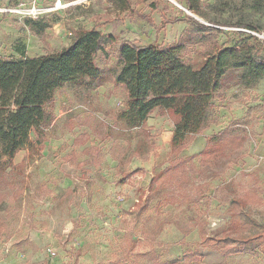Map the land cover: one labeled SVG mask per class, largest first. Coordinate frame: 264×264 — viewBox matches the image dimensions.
<instances>
[{"label": "rangeland", "instance_id": "obj_1", "mask_svg": "<svg viewBox=\"0 0 264 264\" xmlns=\"http://www.w3.org/2000/svg\"><path fill=\"white\" fill-rule=\"evenodd\" d=\"M126 1L121 10L114 0H0L3 58L57 51L78 29L115 37L98 54L93 89L57 90L42 145L6 161L0 264H264V243L227 255L215 242L230 226L235 197L251 196L248 212L264 226V78L246 87L241 71L230 70L209 125L176 149L177 118L155 110L142 127L129 128L120 117L128 93L115 82L126 41L180 44L194 66L217 47L249 41L259 48L264 3L202 0L196 14L182 0H173L182 7ZM28 19L48 25L43 37ZM236 23L261 31L225 26Z\"/></svg>", "mask_w": 264, "mask_h": 264}, {"label": "trees", "instance_id": "obj_2", "mask_svg": "<svg viewBox=\"0 0 264 264\" xmlns=\"http://www.w3.org/2000/svg\"><path fill=\"white\" fill-rule=\"evenodd\" d=\"M187 9L201 14L202 0H182ZM257 4L264 0H254ZM127 9L126 0H114ZM192 20L194 18L190 17ZM29 29L43 37L47 24L27 20ZM240 28L260 32L258 26L236 23ZM247 39L258 41L256 35ZM115 42L113 35L98 30L78 29L71 42L51 53L21 57H0V174L7 160L22 149H35L43 143V129L52 125L54 95L66 85L89 92L100 75L98 54ZM260 47L245 41L217 47L200 65L181 56L180 44L171 46L136 45L123 42L118 51L115 82L128 93L121 119L129 128L142 127L155 110L177 118L171 145H183L188 135L201 133L210 122L214 101L230 70H240L239 80L251 87L264 78V39ZM35 138L32 139V135ZM211 138L209 141H216ZM223 147V146H222ZM251 197V196H250ZM250 197H235L231 223L215 242L227 255L264 243V226L248 212Z\"/></svg>", "mask_w": 264, "mask_h": 264}, {"label": "water", "instance_id": "obj_3", "mask_svg": "<svg viewBox=\"0 0 264 264\" xmlns=\"http://www.w3.org/2000/svg\"><path fill=\"white\" fill-rule=\"evenodd\" d=\"M173 1V0H172ZM173 2H175V1H173ZM176 3V2H175ZM177 5H179L178 3H176ZM179 6H181V5H179ZM182 7V6H181ZM186 11H187V9L186 8H184Z\"/></svg>", "mask_w": 264, "mask_h": 264}]
</instances>
